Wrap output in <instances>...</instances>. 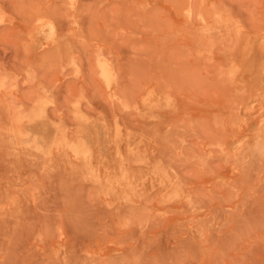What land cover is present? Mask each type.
<instances>
[{"label": "rangeland", "instance_id": "1", "mask_svg": "<svg viewBox=\"0 0 264 264\" xmlns=\"http://www.w3.org/2000/svg\"><path fill=\"white\" fill-rule=\"evenodd\" d=\"M0 264H264V0H0Z\"/></svg>", "mask_w": 264, "mask_h": 264}]
</instances>
